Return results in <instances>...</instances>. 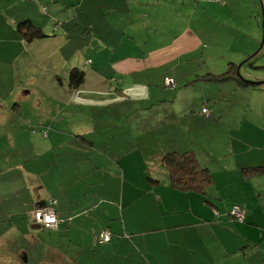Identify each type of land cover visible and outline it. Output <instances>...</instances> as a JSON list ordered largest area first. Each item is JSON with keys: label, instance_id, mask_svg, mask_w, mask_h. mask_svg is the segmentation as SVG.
I'll return each instance as SVG.
<instances>
[{"label": "crops", "instance_id": "crops-1", "mask_svg": "<svg viewBox=\"0 0 264 264\" xmlns=\"http://www.w3.org/2000/svg\"><path fill=\"white\" fill-rule=\"evenodd\" d=\"M156 1L0 0V264H264V231L257 228L264 214L256 213L264 169L251 171L264 165V116L254 113L264 101H252L264 98V77L247 85L210 77L236 62L222 53L210 54L209 68L186 70V52L212 38V27L197 17L147 48L145 21ZM213 5L193 0L194 11ZM28 18L44 37L18 33L16 23ZM227 29L238 32L235 24L225 29L235 37ZM88 38L97 39L92 49ZM61 57L83 70L78 88L69 86ZM35 69L46 73L43 82ZM165 74L175 87L163 85ZM191 74L202 83L209 116L197 103L177 100L178 84L187 87ZM34 79L59 100V126L46 134L53 117L44 111L33 120L24 111ZM66 85L70 100H90L86 114L67 117L70 100L60 97ZM245 94L246 102L234 101ZM188 149L212 172L203 193L157 177L165 174V152ZM50 197L59 220L46 228L31 210ZM235 202L244 209L241 221L229 212Z\"/></svg>", "mask_w": 264, "mask_h": 264}, {"label": "rangeland", "instance_id": "rangeland-1", "mask_svg": "<svg viewBox=\"0 0 264 264\" xmlns=\"http://www.w3.org/2000/svg\"><path fill=\"white\" fill-rule=\"evenodd\" d=\"M98 1L103 2L105 0ZM195 1L200 4H205L206 2H208V0ZM156 2L157 7L153 11H149V15L145 21L146 28L144 31L147 37V48L157 46L165 43L166 41H169L184 27L190 28V25L193 26L195 17H197L199 21H202L203 19L205 20V26L212 27V38L210 43H208L206 40H200L199 46H197L192 51L186 52V70H204L206 69L205 67L209 68L214 63V60H212L210 54L216 55L218 53H222V57L226 56L227 58L233 57L234 59H236L237 70L243 78L255 80L260 77H264V44L262 43V39L264 38V5L261 0H213L214 5L208 11H204L202 9H197L196 11H194L193 0H157ZM159 2L160 4L158 5ZM209 16H212V21H210ZM228 24H235V26H237L238 32L233 29H227L228 32H230L235 37H231L226 34L225 29L226 27H228ZM231 39H233L234 43L232 50L229 51L228 46ZM87 41L91 43V47H89L90 49L94 48L97 44V39L91 40L88 38ZM237 43H239V45L242 47V51L249 52L242 55V53L239 52L236 48ZM233 49H235V52L232 55L231 53L233 52ZM38 59L41 60V57H38ZM72 63H74V61L66 60L64 57H61V60L58 64L60 68L69 69ZM39 66L42 67L41 62L39 63ZM34 74L36 79L41 78L40 82H43V78L46 75L44 71L35 69ZM165 76H170L173 78L172 75L165 74L163 76L164 86H166L164 84ZM193 77H195V74L193 76L191 74V80L188 81V84L186 85L187 87L183 86L184 82L183 84H178V87L176 88L179 89L177 100L179 102L185 103H189L192 101L197 103V107H201L205 105L202 101L204 99L203 86L202 83H200L198 80H192L194 79ZM98 78L100 79V76H98ZM56 84L57 87L63 88V83L60 84L59 82H57ZM174 84L176 86L175 80ZM30 85L36 87L34 88V90H30L29 99L31 107L30 109L25 108L24 111H29L30 117H32L33 120L39 118V115L37 113H43L44 111H47V113L50 114V118L53 117L50 124L52 128H42L43 134H46L47 130H54V126H59V121L54 119V117H57V114L60 112L59 110L56 111L55 109L56 104L59 103V100L56 99L54 95L50 94L43 87L42 90H40L41 88L38 83H35V79L31 82ZM69 86L66 85L67 94L60 95V97H66V99L68 100L71 99L70 87L72 86ZM73 87L78 88L79 86ZM85 92L89 91L86 90ZM174 93L170 94L173 95ZM241 93L242 92H239L238 96ZM238 96L237 98H233L235 99L234 101L246 102V100H249V97L247 98L246 94L243 100ZM5 99H7L6 101L11 104L13 96L9 97L6 95ZM233 99L230 98V100ZM81 101L83 103L82 109L77 108L75 105ZM252 101L263 102L264 98H261V100L253 98ZM88 104H90L89 99L86 100L82 97H78L77 99L72 98V100H70V103L66 105V112L68 113L67 117L72 118L76 112H80L83 110L86 114V108L89 107ZM254 113L258 118L264 116V110L262 112L254 111ZM195 133H198L197 129H195ZM1 134L2 131L0 130V135ZM51 135H53L52 132ZM33 159L34 158L30 160V172H32L34 166V162L32 161ZM162 170L165 174L163 175L159 173L157 177H168L166 170ZM42 178L43 174L40 173V179ZM130 178L132 180L134 179L133 173L130 174ZM257 182L261 186V189L264 191V188H262V186H264V176L257 179ZM243 191V189H240L238 195H241ZM256 213L259 216L264 214V196L260 198V203H258L256 206ZM257 228L259 231H264V226L262 225H259Z\"/></svg>", "mask_w": 264, "mask_h": 264}, {"label": "trees", "instance_id": "trees-1", "mask_svg": "<svg viewBox=\"0 0 264 264\" xmlns=\"http://www.w3.org/2000/svg\"><path fill=\"white\" fill-rule=\"evenodd\" d=\"M264 5V0H261ZM16 30L24 37L25 40H31L35 37H44L45 31L41 27L34 23L31 19H22L16 23ZM264 44V39L262 41ZM215 79L235 78L240 85L257 84L260 80H249L243 78L237 70L236 62L229 61L227 67L219 74L209 75ZM83 79V70L77 66L70 68L67 76L68 84L70 86H76L81 83ZM261 83V82H260ZM160 162L164 166L168 173L169 185L184 191L205 192V188L212 182V172L203 166L195 153L188 149L183 151H167L161 158ZM251 171L262 170L264 165L251 166ZM246 170V168H245ZM248 171V170H246ZM45 201L38 204L44 205Z\"/></svg>", "mask_w": 264, "mask_h": 264}, {"label": "built area", "instance_id": "built-area-1", "mask_svg": "<svg viewBox=\"0 0 264 264\" xmlns=\"http://www.w3.org/2000/svg\"><path fill=\"white\" fill-rule=\"evenodd\" d=\"M164 84L168 88H173L175 86L174 80L170 76L164 77ZM201 111L208 116L210 115L209 109L205 105L201 107ZM54 204H55V199L53 197H50L47 200H45L44 205L42 206L36 205L32 210L34 223L44 226L46 228L55 227L58 223L59 218L56 215ZM229 212L235 219L239 221L244 219V209L240 204L234 203L231 206ZM214 213L217 214V210H214ZM101 239L103 241L109 240V232L103 231L101 234Z\"/></svg>", "mask_w": 264, "mask_h": 264}, {"label": "water", "instance_id": "water-1", "mask_svg": "<svg viewBox=\"0 0 264 264\" xmlns=\"http://www.w3.org/2000/svg\"><path fill=\"white\" fill-rule=\"evenodd\" d=\"M264 39V38H263ZM263 39H262V41H263Z\"/></svg>", "mask_w": 264, "mask_h": 264}]
</instances>
